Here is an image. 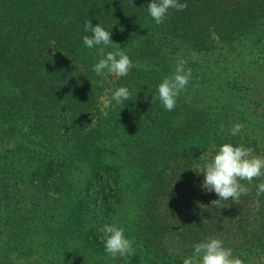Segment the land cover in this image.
Returning a JSON list of instances; mask_svg holds the SVG:
<instances>
[{
  "label": "trees",
  "instance_id": "obj_1",
  "mask_svg": "<svg viewBox=\"0 0 264 264\" xmlns=\"http://www.w3.org/2000/svg\"><path fill=\"white\" fill-rule=\"evenodd\" d=\"M179 2L157 25L151 0H0V264H182L207 237L264 264L260 181L212 207L195 172L224 143L264 156V0ZM88 20L127 76L92 71ZM181 58L192 78L167 111L153 96ZM121 86L130 100L105 108ZM105 224L135 255H107Z\"/></svg>",
  "mask_w": 264,
  "mask_h": 264
},
{
  "label": "clouds",
  "instance_id": "obj_2",
  "mask_svg": "<svg viewBox=\"0 0 264 264\" xmlns=\"http://www.w3.org/2000/svg\"><path fill=\"white\" fill-rule=\"evenodd\" d=\"M186 8L187 4L180 3L179 0H151L147 11L155 23L160 25L166 19L169 9L183 11ZM84 31L91 35L83 37V45L89 49L95 48V54L100 57L93 65L92 71L100 77H103L105 73L117 78L127 76L133 64L126 52L116 43L115 51H106L114 44L111 33L99 23L93 26L89 20L85 22ZM187 63L188 61L183 58L177 60L174 71L164 77L157 86V95L153 96L152 103L158 99L167 111L175 109L178 96L186 90L192 78L191 68L186 69ZM98 83L103 86V80ZM130 98L131 93L128 88L121 86L112 93L110 99H103V105L107 108L112 101L119 105ZM243 127L241 123H235L228 128V132L236 135ZM219 128L220 132L225 131L224 124H221ZM195 172L203 173L204 179L201 187L208 193L214 192L218 197L211 201L212 207H221L223 202L230 199L235 204H239L242 195L250 194V186H253L254 180L260 181L254 185L257 205H259V197L264 194V156L253 155L252 150L243 145L222 144L211 160ZM242 181L247 183H242ZM101 231L104 250L110 258L119 257L127 260L135 255L133 247L135 240L125 235L123 227L116 224H105ZM182 264H242V261L233 256L232 249L226 248L222 240L207 237L203 242L193 245L192 255L184 258Z\"/></svg>",
  "mask_w": 264,
  "mask_h": 264
},
{
  "label": "rangeland",
  "instance_id": "obj_3",
  "mask_svg": "<svg viewBox=\"0 0 264 264\" xmlns=\"http://www.w3.org/2000/svg\"><path fill=\"white\" fill-rule=\"evenodd\" d=\"M253 154V153H252ZM253 155H256V154H253ZM256 156H258V155H256Z\"/></svg>",
  "mask_w": 264,
  "mask_h": 264
}]
</instances>
